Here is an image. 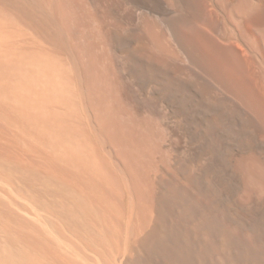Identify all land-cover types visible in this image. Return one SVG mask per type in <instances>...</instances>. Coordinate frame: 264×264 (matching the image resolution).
<instances>
[{
	"label": "bare ground",
	"instance_id": "bare-ground-1",
	"mask_svg": "<svg viewBox=\"0 0 264 264\" xmlns=\"http://www.w3.org/2000/svg\"><path fill=\"white\" fill-rule=\"evenodd\" d=\"M0 264H264V0H0Z\"/></svg>",
	"mask_w": 264,
	"mask_h": 264
}]
</instances>
